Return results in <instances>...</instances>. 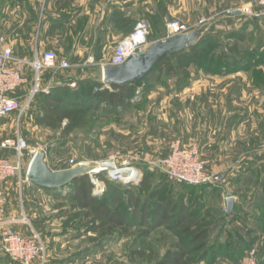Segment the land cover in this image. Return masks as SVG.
Masks as SVG:
<instances>
[{
    "label": "rangeland",
    "instance_id": "obj_1",
    "mask_svg": "<svg viewBox=\"0 0 264 264\" xmlns=\"http://www.w3.org/2000/svg\"><path fill=\"white\" fill-rule=\"evenodd\" d=\"M245 3L160 0L159 11L151 7L138 16L149 25L147 47L170 38L166 22L178 19L188 25L192 35L187 46H196L200 51L182 60L169 58L172 73L165 65L159 78L138 83L127 110L115 114L104 112L103 104L85 106L83 123L67 135L62 133L66 120L54 129L38 122L47 101L44 95L36 94L21 114L0 119V140L14 138L19 132L31 148L48 147L45 162L52 171L91 165L114 156L117 165H129L138 171L134 181L114 180L120 188L142 198L152 199L154 191L173 197L205 230V244L195 253L194 264H247L253 250L256 263L264 264V202L256 209L254 203H245L226 215L222 206L225 192L219 189L215 194L221 188L220 181L183 185L169 179L158 165L174 139L200 148L208 134L209 140L216 138L213 136L224 125L223 116L241 108L239 83L249 85L245 87L246 109H264V16L242 14ZM232 43L234 51L229 49ZM9 154L8 158L15 161L16 155ZM22 159L20 173L4 184L0 227L10 226L25 235L34 231L44 246L48 264L153 263L180 240L164 226L146 236H142V228L133 227L128 235L103 241L101 247L90 232L71 238L84 228L76 224L73 212L62 216L70 205L67 187L54 192L34 186L26 179L30 155L24 152ZM92 185L99 197L106 194L104 180L97 188ZM0 264L18 263L0 246Z\"/></svg>",
    "mask_w": 264,
    "mask_h": 264
},
{
    "label": "crops",
    "instance_id": "obj_2",
    "mask_svg": "<svg viewBox=\"0 0 264 264\" xmlns=\"http://www.w3.org/2000/svg\"><path fill=\"white\" fill-rule=\"evenodd\" d=\"M159 6L160 0H0V36L18 59L31 61L36 54L54 51L57 68L44 69L42 83L50 84V90L57 85L77 89L86 79L103 83V67L117 42L132 31L140 20L139 13L151 7L159 11ZM60 60L68 61L69 67L58 68ZM25 73L28 82L21 95L31 86L30 66ZM246 86V82L239 83L241 108L223 116L221 132L214 140H209L208 134L199 148L206 170L221 173V188L214 190L216 195L219 189L225 192L224 211L227 196L233 197L234 211L245 203H254L256 209L264 202V151L260 146L264 141V109H246ZM90 88L95 90L96 86ZM0 151L4 153L0 156L13 154L11 150Z\"/></svg>",
    "mask_w": 264,
    "mask_h": 264
},
{
    "label": "trees",
    "instance_id": "obj_3",
    "mask_svg": "<svg viewBox=\"0 0 264 264\" xmlns=\"http://www.w3.org/2000/svg\"><path fill=\"white\" fill-rule=\"evenodd\" d=\"M189 48L185 46L166 55L153 66L148 75L135 82L109 83V87H106L104 83L86 79L80 81L77 89L57 85L48 93H37L44 95L47 101L42 106L43 116L38 122L54 129L66 120L62 133L67 135L83 123L85 106L99 107L103 104L104 112L115 114L127 110L133 103L132 92L138 83L150 82L153 77L159 78L160 71L169 64V58L182 60L200 51L196 46H192L188 51ZM235 48L234 43L229 47L230 51L236 50ZM168 70H173L172 65H168ZM93 85L96 86L95 90L90 88ZM99 176L107 187V192L102 197L94 194L87 174L74 178L64 186L67 187L70 205L68 209L63 210L62 216L73 212L77 217L76 224L84 228L82 233L76 231L71 238L75 239L90 232L95 234L92 240L97 241V246L101 247L103 241H112L117 236L128 235L133 227L142 228V236H146L158 226H164L173 231L180 240L172 243L158 260L147 264H194L197 259L195 253L204 246L206 233L199 223L187 214L181 201L178 202L165 194L158 195L159 192L156 191L152 192V199L142 198L130 190L120 188L102 174ZM62 188L47 190L55 192Z\"/></svg>",
    "mask_w": 264,
    "mask_h": 264
},
{
    "label": "built area",
    "instance_id": "obj_4",
    "mask_svg": "<svg viewBox=\"0 0 264 264\" xmlns=\"http://www.w3.org/2000/svg\"><path fill=\"white\" fill-rule=\"evenodd\" d=\"M245 1L246 3L241 9L242 14L255 18L264 16V0ZM166 29L168 37L189 32L188 25L178 19L168 20ZM148 32V22L143 19L137 20L132 31L117 42L107 65H122L128 57L145 50L148 45ZM57 59V54L54 51H45L41 55L36 54L31 61L18 59L13 55L12 48L5 43L4 37L0 36V119L13 113L21 114L28 108L37 93L49 92L50 84H43L41 75L46 68H57ZM27 65L33 70L31 86L26 95H21L20 90L28 82L25 73ZM69 65L68 61L60 60L58 68H67ZM261 149L264 151V143L261 145ZM0 150H11L16 155L15 161L6 156H0L1 204L4 200V184L8 179L20 173L24 152L30 155L31 160L34 154L41 151L42 148L40 146L31 148L25 137L16 132L14 138L0 140ZM158 165L169 179L177 183L202 185L216 184L221 180V175L209 173L206 170V160L200 155V149L196 145L184 144L180 139L170 142L167 155L158 161ZM89 166L91 169L87 171V175L91 183L94 184V188L103 182L99 174L109 180H119L123 183L137 179L138 171L129 165H117L114 156H109ZM122 168H129V170L121 171ZM0 230V246L14 262L18 264H46L44 246L34 231L25 235L10 226H2ZM256 262L257 258L253 250L249 254L247 264H257Z\"/></svg>",
    "mask_w": 264,
    "mask_h": 264
},
{
    "label": "water",
    "instance_id": "obj_5",
    "mask_svg": "<svg viewBox=\"0 0 264 264\" xmlns=\"http://www.w3.org/2000/svg\"><path fill=\"white\" fill-rule=\"evenodd\" d=\"M191 38V33L175 35L158 41L145 50L128 57L122 65H105L103 67L102 82L105 84H123L138 81L148 75L153 66L163 57L187 46ZM47 149L48 147H44L43 150L34 154L26 172L28 181L40 188H62L74 178L86 175L87 171L91 169L89 165H82L52 171L45 162ZM94 194H97V192H94ZM225 205V214L230 215L233 210L232 196L226 197Z\"/></svg>",
    "mask_w": 264,
    "mask_h": 264
},
{
    "label": "bare ground",
    "instance_id": "obj_6",
    "mask_svg": "<svg viewBox=\"0 0 264 264\" xmlns=\"http://www.w3.org/2000/svg\"><path fill=\"white\" fill-rule=\"evenodd\" d=\"M127 170H129V168H122L121 169V171H127ZM134 170V169H133ZM15 221H17L16 219H15Z\"/></svg>",
    "mask_w": 264,
    "mask_h": 264
}]
</instances>
